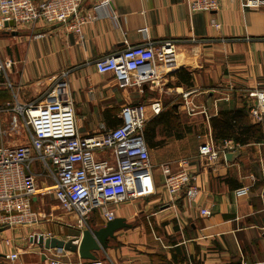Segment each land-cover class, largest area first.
Wrapping results in <instances>:
<instances>
[{
	"label": "crops",
	"instance_id": "obj_1",
	"mask_svg": "<svg viewBox=\"0 0 264 264\" xmlns=\"http://www.w3.org/2000/svg\"><path fill=\"white\" fill-rule=\"evenodd\" d=\"M93 2L82 1L80 34L63 23L0 25V62H10L0 78V106L13 98L22 104L70 99L77 131L100 135L121 122L124 104L140 102L146 121L169 114L184 129L168 135L157 125L160 144L148 147L151 167L135 172L138 196L113 206L121 222L91 257L39 243L40 235L79 237L84 228L62 212L55 221L42 216L34 225L0 227V264H48L51 252L61 255V264H264V116L248 117L261 130L257 140L235 142V150L216 156L200 153L202 144L213 151L225 141L213 137L211 116L250 107L254 93L264 90V4L222 0L207 13L191 11L189 0H112L100 8ZM165 41L174 44L178 65H160L152 81L120 87L112 73L95 69L102 55ZM154 101L158 113L149 106ZM182 157L199 189L190 203L185 190L170 201L163 185L161 165L176 170ZM40 198L32 199L33 207ZM90 216L91 229L107 222L97 212ZM15 251L18 257L9 259Z\"/></svg>",
	"mask_w": 264,
	"mask_h": 264
},
{
	"label": "built area",
	"instance_id": "obj_2",
	"mask_svg": "<svg viewBox=\"0 0 264 264\" xmlns=\"http://www.w3.org/2000/svg\"><path fill=\"white\" fill-rule=\"evenodd\" d=\"M82 1L0 0V25L10 20L33 27L63 23L80 34L86 22L79 13ZM111 1L94 0L93 7L100 8ZM221 1L189 0V7L191 11L211 13L218 10ZM260 4H264V0L242 2L248 8ZM212 22L219 26L213 19ZM9 63L0 62V78ZM160 65L167 70L178 65L177 53L170 41L159 46L128 45L100 56L94 63L99 73H112L120 87L152 81ZM254 95L255 103L249 107V114L261 118L264 116V90ZM149 106L155 113L161 108L158 101ZM120 118L117 126L100 135H82L77 131L70 99L22 104L13 98L0 106V227L37 224L42 215L32 206V199L45 195H52L61 209L76 215L79 223L87 224L93 212L105 221L114 219V205L138 196L136 170L151 167L143 133L146 105L126 103L120 109ZM4 134L11 140L4 141ZM15 136L17 140L13 139ZM236 146L234 141L225 140L219 150L210 151L206 143L201 145L200 153L216 156L235 150ZM186 162L185 158H179L176 170H172L169 163L161 165L163 185L170 201L185 190V198L190 203L199 192L196 174L186 168ZM200 212L211 213L206 208ZM51 236L54 235L46 237ZM18 255L15 251L7 257L14 260ZM48 255V264L62 263L58 252Z\"/></svg>",
	"mask_w": 264,
	"mask_h": 264
},
{
	"label": "trees",
	"instance_id": "obj_3",
	"mask_svg": "<svg viewBox=\"0 0 264 264\" xmlns=\"http://www.w3.org/2000/svg\"><path fill=\"white\" fill-rule=\"evenodd\" d=\"M248 117L249 106L246 105L229 110H219L216 115L210 117L213 137L218 141L233 140L242 145L251 140H257L261 135V130ZM171 118L169 114H163L145 122L143 133L147 148L160 144L159 140H155L157 125H162V129L168 132V135L181 136L179 132H182L184 127L182 128L179 124L172 125Z\"/></svg>",
	"mask_w": 264,
	"mask_h": 264
},
{
	"label": "water",
	"instance_id": "obj_4",
	"mask_svg": "<svg viewBox=\"0 0 264 264\" xmlns=\"http://www.w3.org/2000/svg\"><path fill=\"white\" fill-rule=\"evenodd\" d=\"M7 24V23H5ZM9 24L12 25L13 21L10 20ZM233 153L227 152L226 158L232 156ZM121 222L119 217L107 221L103 226L98 229H91L90 227L84 228L79 237H70L68 239L59 238L56 236L43 238L42 235L39 237V243L42 247L65 249L72 252H77L83 258L91 257V250L105 245L107 236L111 235L116 227Z\"/></svg>",
	"mask_w": 264,
	"mask_h": 264
},
{
	"label": "rangeland",
	"instance_id": "obj_5",
	"mask_svg": "<svg viewBox=\"0 0 264 264\" xmlns=\"http://www.w3.org/2000/svg\"><path fill=\"white\" fill-rule=\"evenodd\" d=\"M18 136H15L13 139H15V140H17L16 138H17ZM21 139V137H19V139L18 140H20ZM9 140H11V137L9 138L7 135H5L4 134V141H6V142H8ZM12 142V141H11ZM178 168V167H177ZM176 168V169H177ZM57 204V205H56ZM34 209H36V210H39V211H41V212H46V213H52L53 215H46V214H44V215H42V213H41V215L42 216H45L44 217V219H47V218H53L54 219V221L62 214V212H65L63 209H61L60 207H59V205H58V201L57 200H53L50 196H42L40 199H39V201H38V203H36L35 205H34ZM67 213V212H66ZM71 214V213H70ZM73 215V214H72ZM41 216V217H42ZM49 216V217H48ZM91 217V216H90ZM89 217V219L87 218V220H86V222L89 224H85L84 222H81L80 224H81V228L83 229V228H86L87 226H91L90 228H92V226L93 225H91L90 224V220H91V218ZM67 219H68V221H71V219L69 218V217H66ZM73 219H77L76 218V215H73ZM72 219V220H73ZM119 243V242H118ZM102 253V252H101ZM101 258H105V256H104V253H102L101 254V256H100Z\"/></svg>",
	"mask_w": 264,
	"mask_h": 264
}]
</instances>
